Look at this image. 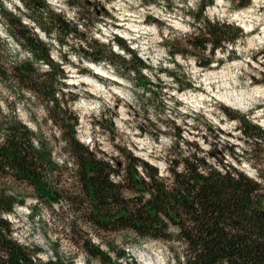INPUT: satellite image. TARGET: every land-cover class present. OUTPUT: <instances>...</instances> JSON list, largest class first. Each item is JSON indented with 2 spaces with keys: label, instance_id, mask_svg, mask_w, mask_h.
Returning a JSON list of instances; mask_svg holds the SVG:
<instances>
[{
  "label": "rangeland",
  "instance_id": "1",
  "mask_svg": "<svg viewBox=\"0 0 264 264\" xmlns=\"http://www.w3.org/2000/svg\"><path fill=\"white\" fill-rule=\"evenodd\" d=\"M46 1L57 13L79 22L83 35L70 38L69 45L60 47L57 39H49L24 15L20 0H1L0 106L5 114L14 112L46 141L60 165L63 185L70 190L77 188L75 161L68 152L65 134L49 118L47 104L22 90L10 75L13 66L32 58L4 25V9L21 17L40 40L51 46L52 59L67 74L66 88H59L66 96L61 95L60 100L79 118L77 138L89 149L105 158L118 159H123L121 150L125 149L166 175V160L177 125L186 140L196 142L203 150L215 145L234 146L238 159L227 156L226 162L258 177L242 152L248 144L242 139L239 122L229 119L225 109L247 115L264 129V0H251L246 8H239L233 0H214L206 6L204 18L234 24L244 31L234 45L216 50L215 61L207 68L196 63L187 47L194 30L192 15L200 0H88L90 5L83 9L77 7L82 0ZM115 36L123 38L148 64L140 76L119 72L105 63L96 64L83 56L90 42L113 46ZM114 49L124 55L116 46ZM198 54L204 62L212 58L210 47ZM35 66L41 73L48 70L44 63ZM190 82L192 88L187 87ZM5 185L25 202L17 204L13 213L5 214L13 225L12 237L20 244L40 249L37 258L43 263L59 255L72 264H104L77 246L82 237L91 238L109 253L111 264H146L148 255L156 264H177L174 252L184 251L179 244L169 246L162 241L139 239L128 231L97 236L84 227V236L79 232V215L71 212L65 202L48 206L37 200L26 184L8 180ZM74 221L75 230L71 225ZM122 251L126 258L117 260Z\"/></svg>",
  "mask_w": 264,
  "mask_h": 264
},
{
  "label": "trees",
  "instance_id": "2",
  "mask_svg": "<svg viewBox=\"0 0 264 264\" xmlns=\"http://www.w3.org/2000/svg\"><path fill=\"white\" fill-rule=\"evenodd\" d=\"M20 1L24 15L49 39H57L60 47L69 45L70 38L83 35L79 22L57 13L46 0ZM233 1L239 8L249 7L253 2ZM213 3L214 0H200L198 10L192 15L194 30L187 40L191 55L203 68L215 61L216 50L234 45L244 35L234 24L204 18L206 6ZM87 4L90 5L88 0H82L77 7ZM2 19L13 38L32 58L13 66L10 75L22 90L47 104L50 120L65 134L68 152L76 165L77 188L70 190L62 184L60 165L46 141L14 112L5 114L0 106V181L5 182L0 184V264H72L59 255L43 263L37 258L42 252L40 249L14 240L12 222L5 214L13 213L17 204L25 202L8 191L5 185L8 180L30 186L37 200L48 206L65 202L71 212L79 215V232L84 236L85 227L97 236L128 231L139 239L162 241L169 246L179 244L184 251L174 252L177 264H264L262 127L247 115L225 109L229 119L239 122L242 139L248 144L242 152L256 168L257 178L226 162L227 156L238 159L234 146L218 148L215 145L203 150L196 142L186 140L177 125H174L175 141L166 160V175H161L154 164L125 149L121 150L123 159L105 158L77 138L79 118L60 100L61 95L66 96L59 88H66L67 74L52 59L51 46L40 40L33 27L24 24L21 17L4 9ZM208 47L212 58L204 62L198 53ZM83 56L96 64L105 63L119 72L137 76L149 68L118 36L114 37L113 46L90 42L83 49ZM36 63L46 64L48 70L41 73ZM187 87L192 88L193 83ZM75 222L71 223L74 230ZM77 246L104 264L113 262L111 255L96 246L91 238L82 237ZM126 256L122 251L117 260Z\"/></svg>",
  "mask_w": 264,
  "mask_h": 264
},
{
  "label": "bare ground",
  "instance_id": "3",
  "mask_svg": "<svg viewBox=\"0 0 264 264\" xmlns=\"http://www.w3.org/2000/svg\"><path fill=\"white\" fill-rule=\"evenodd\" d=\"M92 67L95 68L97 71L101 70V68L98 66L92 65ZM145 257L146 264H156L155 261H153V259L149 255Z\"/></svg>",
  "mask_w": 264,
  "mask_h": 264
}]
</instances>
